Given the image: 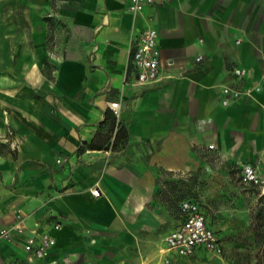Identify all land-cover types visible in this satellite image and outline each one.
Listing matches in <instances>:
<instances>
[{"label":"crops","instance_id":"1","mask_svg":"<svg viewBox=\"0 0 264 264\" xmlns=\"http://www.w3.org/2000/svg\"><path fill=\"white\" fill-rule=\"evenodd\" d=\"M129 5L0 0V227H27L0 246V264H207V251H167L182 200L175 218L157 198L159 177L206 176L204 201L190 197L201 203L235 191L246 163L264 179V0H154L141 14ZM149 25L162 73L138 85L130 48ZM224 86L245 93L224 103ZM257 195L264 216V183ZM32 230L56 237L44 258L24 248Z\"/></svg>","mask_w":264,"mask_h":264},{"label":"built area","instance_id":"2","mask_svg":"<svg viewBox=\"0 0 264 264\" xmlns=\"http://www.w3.org/2000/svg\"><path fill=\"white\" fill-rule=\"evenodd\" d=\"M154 0H130L129 9L135 14L144 12L148 5ZM52 16V15H51ZM131 61L136 74L135 83L147 85L158 81L162 73L161 49L159 46V31L156 26L149 25L142 27L133 37L130 48ZM199 56L198 59H201ZM234 73L238 77H245L247 70L243 67H235ZM262 89L261 85L256 87ZM247 90L246 93H249ZM225 97L224 103L236 100L243 96L245 91L241 88L230 86L223 87ZM111 108L119 114L121 109L120 101L111 102ZM112 149V147L110 148ZM59 162L62 159H58ZM242 178L247 183L261 185L263 177L259 174L258 168L251 163L242 166ZM100 188L94 189L95 195H100ZM181 216L179 223L166 235L167 251L179 257H190L198 251H207L215 255H222L225 252V243L218 231L208 222L206 210L202 203L196 198H185L180 202ZM59 227V223L55 224ZM27 230L26 225L21 222L15 226L0 227V246L5 241H13L18 234ZM56 244V237L51 232L32 230L31 234L24 240V248L39 258H44ZM166 262H171L170 257Z\"/></svg>","mask_w":264,"mask_h":264},{"label":"rangeland","instance_id":"3","mask_svg":"<svg viewBox=\"0 0 264 264\" xmlns=\"http://www.w3.org/2000/svg\"><path fill=\"white\" fill-rule=\"evenodd\" d=\"M239 172L235 191L222 192L213 196L211 201L202 204L208 208L213 219L221 220L220 234L225 243L222 255L207 254L204 263L207 264H264V216L261 209V197L257 195L259 185L247 183ZM207 177L194 173L165 174L158 179L159 190L157 198L164 202L172 216H178L179 202L185 198L196 197L204 201L206 196ZM249 200V207L221 208L222 198H237ZM215 204V205H213ZM214 207V208H213ZM216 209V210H215ZM175 217V218H176ZM172 224H169L171 226Z\"/></svg>","mask_w":264,"mask_h":264},{"label":"trees","instance_id":"4","mask_svg":"<svg viewBox=\"0 0 264 264\" xmlns=\"http://www.w3.org/2000/svg\"><path fill=\"white\" fill-rule=\"evenodd\" d=\"M112 111L113 112H111V113L108 114L107 120L109 118V122H110L109 125H110L111 129L114 130L116 128L115 126H116V123H117L118 116H117L116 112L113 109H112ZM119 131L116 133V137H115V140H114V142L112 144L113 145L112 148H115L116 147Z\"/></svg>","mask_w":264,"mask_h":264}]
</instances>
